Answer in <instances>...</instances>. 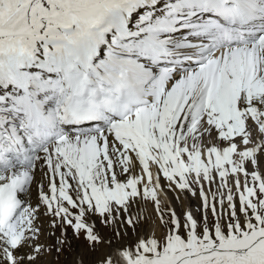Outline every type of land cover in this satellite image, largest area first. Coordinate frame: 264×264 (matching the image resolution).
I'll return each mask as SVG.
<instances>
[{
  "label": "snow or ice",
  "instance_id": "obj_1",
  "mask_svg": "<svg viewBox=\"0 0 264 264\" xmlns=\"http://www.w3.org/2000/svg\"><path fill=\"white\" fill-rule=\"evenodd\" d=\"M0 264H264V0H0Z\"/></svg>",
  "mask_w": 264,
  "mask_h": 264
},
{
  "label": "rangeland",
  "instance_id": "obj_2",
  "mask_svg": "<svg viewBox=\"0 0 264 264\" xmlns=\"http://www.w3.org/2000/svg\"><path fill=\"white\" fill-rule=\"evenodd\" d=\"M167 192L166 191H161L160 193H159V196H160V200H161V205H162V207H167L165 204H164V201H165V199L167 198ZM196 201V200H195ZM198 204H199V201H196ZM184 204H185V207H187L188 206V204H189V201L188 200H185L184 201ZM193 206V205H192ZM195 206H193V208H194ZM193 208H192V210H193ZM196 208V207H195ZM194 212H195V210H193ZM148 215H149V220H148V230L149 231H151L152 230V225H153V222H154V217L151 215V210L149 209L148 210ZM158 235L160 234V230H159V232L157 233Z\"/></svg>",
  "mask_w": 264,
  "mask_h": 264
},
{
  "label": "bare ground",
  "instance_id": "obj_3",
  "mask_svg": "<svg viewBox=\"0 0 264 264\" xmlns=\"http://www.w3.org/2000/svg\"><path fill=\"white\" fill-rule=\"evenodd\" d=\"M165 191H166V190H165ZM166 192H167V191H166ZM174 196H175V193H168V194H167V198H166L165 201H164V204H165L166 206H168L170 200H171ZM173 202L176 203L175 201H173ZM191 205H193V206H197L198 203H197L195 200H191ZM184 206H185V204H184ZM188 206H189V204H188ZM193 210L196 211V208L194 207ZM158 232H159V229H157V233H158Z\"/></svg>",
  "mask_w": 264,
  "mask_h": 264
}]
</instances>
